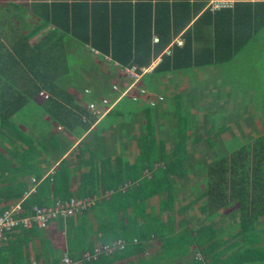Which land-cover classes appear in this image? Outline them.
<instances>
[{"label": "trees", "instance_id": "1", "mask_svg": "<svg viewBox=\"0 0 264 264\" xmlns=\"http://www.w3.org/2000/svg\"><path fill=\"white\" fill-rule=\"evenodd\" d=\"M157 1L153 8L152 3H140L142 10L138 9L133 19L129 14L126 15L121 23L116 15L114 17L117 21L113 18L110 21L107 14L109 8L117 7L119 3H85L84 18L79 25L74 19L70 24L66 14V23L58 22V0H54L49 3L45 15H37L40 20L37 19L34 26L35 29L42 30L45 26L54 27L31 47L26 46L29 45V36L23 34L26 29L21 26L16 28L12 24L16 18L19 22L23 21L21 9L25 8L11 4L10 7L13 5L16 8L12 14L10 9L7 16L0 12V36L8 43L7 46L0 41V124L5 120L9 122L13 115L29 104L30 97L42 89L48 92L43 106L48 109L58 108V113H46L72 134L77 133L78 129L87 130L97 121L88 107L77 104L73 98L72 102V96L65 88L66 83L58 82L72 70L68 68V64L71 65L73 61L70 57L72 52L65 50L67 35H60L61 27L66 26L78 40L91 43V51L93 47L98 49L101 58L107 55L110 65L113 62L119 67L135 65L143 76L142 85L147 84L149 91L154 90V76L222 63L238 54L236 51L226 53L213 50L212 47L201 49L194 46V39L198 36L195 32L200 29L199 25L211 20L214 14L205 9L188 24L207 0H174V3H169L168 0ZM97 11L100 12L99 18L104 20H93L92 13ZM90 15L94 31H89ZM261 22L264 23V16ZM80 26L84 33L79 29ZM184 29L182 44L174 42L166 53L165 49L171 39ZM126 31L128 35L134 32V40L145 49L135 48L136 45L134 49L131 46H120L119 41H125V37L120 34ZM152 31L159 35L158 41L153 45ZM131 39L129 37L127 45ZM245 42L246 38L240 37L235 48H240ZM21 47L27 48L22 50ZM157 56H160V61L149 72L143 71L151 66ZM21 63L39 79V83L32 86V89L31 85L25 87L15 83L16 75H22L17 73ZM106 79L105 77L103 80L104 84L94 86V89H98L103 85V96L108 95L107 88H104L108 84ZM84 95L88 93L84 92ZM155 95L162 98H156L154 104L147 102L144 108L147 124L140 137L144 146L132 162L118 157L115 169L109 159H101L89 165L91 158L84 162L88 165L83 164L74 169L73 177H78V184L73 185L72 173L65 170L64 162L61 161L58 175L45 177L37 187L22 185L17 190L18 186L12 183L10 191L7 187L0 188L1 209L20 202V216L32 215L35 205L51 207L56 202L71 198L86 199L87 204L89 203L82 211L53 218L45 227L33 223L29 228H14L0 242V264H32L29 249L33 251L34 264L41 263V260L44 264L49 260L54 262L63 251L75 259L86 251H92L99 243H111L117 239L125 240V247L110 255L142 252L150 240L157 239L160 241L156 256L160 259L157 260L158 263L173 264L181 261L182 264H264V128L258 129L259 125H255V104L250 102L248 106L245 105L242 115L229 114V121L232 122L230 130L233 133L241 125L249 130L248 135L243 134V142L239 147L224 150L222 155L212 158L205 166L197 167L189 149L206 148L187 147L184 135L175 136L167 146L165 138L154 130L150 109L162 102L165 96L157 92ZM96 96L94 90L92 97ZM68 101L72 103H68L71 107L66 105ZM112 113L113 108L105 115ZM206 117L204 119L208 122ZM224 123L221 122V125ZM252 127L253 130L250 131ZM203 131L201 132L206 134L207 130ZM203 133L199 138L189 135V139H195L196 144H206V135ZM198 134L201 135L199 132ZM151 149L153 152H150ZM209 151H204L203 156L209 157L212 153ZM0 160L8 162L1 153ZM3 170L0 166V184L5 181ZM106 173H110L111 178H107ZM200 186L202 190L195 192ZM186 191L197 193L193 196L194 201L182 198ZM157 194L158 209L153 206L146 210V200ZM3 200L11 203L2 204ZM199 200V206L194 211L190 210ZM128 208L131 210L128 211ZM177 220L180 227L175 230ZM188 221L191 225H188ZM197 255L201 257L198 258ZM104 256L106 254H101L96 259ZM183 257L186 258L182 260ZM96 259L83 260L82 264L94 263ZM144 263L151 264L152 258L149 257Z\"/></svg>", "mask_w": 264, "mask_h": 264}, {"label": "crops", "instance_id": "2", "mask_svg": "<svg viewBox=\"0 0 264 264\" xmlns=\"http://www.w3.org/2000/svg\"><path fill=\"white\" fill-rule=\"evenodd\" d=\"M52 1L54 2V0H0V5H3V7H0V12L6 14L7 16L9 15L10 9L12 10V14L13 11L16 10V8L13 6V8L10 7L9 5L11 4L21 5L25 8L21 9L24 15L22 19L23 21L19 22V20H16L17 18L14 21V19L12 18V24L16 28H18V26H21L26 29L24 30L25 33L23 32L24 35L27 34L29 36V45L26 44V46L31 47L34 46L42 37L47 34L48 31L52 30V28L54 27L47 26L49 27L48 29L45 26L43 30L38 28L35 29L34 27L37 19L40 20L37 15H40L41 13L45 15V11L47 12L49 3H51ZM97 1L111 3V5L116 4V2L119 3L117 7L112 6L107 11L108 19L111 21V19L113 18L115 22L118 19L119 23L123 22L124 17L128 14L133 19L137 10H142L143 8L142 6H140V3H152L151 6L153 8L154 3L158 2L157 0H58V22H63V24L66 23L64 19L67 17V20L68 22H70V24L74 19L75 22L77 21V23L81 25L80 23H82L81 21H83L85 14L84 4L87 3L92 5ZM168 2L174 3V0H168ZM216 2H225L228 5L220 8H214L213 4ZM126 3H129L130 5L128 6V4ZM6 4H8V7L6 6ZM77 4H80V6ZM114 7L116 8V10ZM4 9L6 11H3ZM205 9L211 10V12H213L212 15L214 14V16L211 19L212 21H203L204 23L199 25L200 29L195 32L198 36L194 39V46L198 48L202 49L204 47H212L213 50H218L221 52H239L240 50H243V47H248L251 43L253 44L254 42L258 41L259 39H256V36L259 33L264 35V23L261 22V19L264 16V0H207L205 5L200 8L198 13L192 17L191 22L188 25H190L198 16H200V14H202ZM89 14H91V10L89 11ZM92 15H94L93 20L96 22H98L100 19L104 20L103 18H99L100 12L98 11L94 14L92 13ZM114 15L117 16V19L114 17ZM88 20L91 27L89 31H91L93 30L91 26V23H93L91 15L88 16ZM79 29L84 33V29L82 28V26H80ZM59 31L60 35H67L65 37V50L72 52V54H70V57L73 59V61L71 65L68 64V68L70 67V69H76L77 71L72 75H65V79L58 80V82H62V80H64L63 82L66 83L65 88L71 94L72 102L74 99L76 103L78 102L77 104L87 107V103L89 101L98 99L103 96V94H101V88H103V85H101V88L99 87L98 89H94V86L98 83L104 84L103 80L105 79V77L107 78L105 81H108V84L104 88H107L108 96L110 97H113V93L110 90L111 83H116V81H118L120 82L118 84H124L125 82L129 81L127 77L121 76V74L123 73L121 72V68L117 65L116 62H113L110 65V58L107 55L102 56L101 58L99 50L96 48L94 49V47L93 51H91V43H87L85 41L83 42L78 40L76 37H73L72 32L69 31L66 26L61 27V30ZM184 31L185 29L181 30L175 37L171 39L170 43L165 49L166 53L167 51H169L167 49L174 42H177L178 45L182 44L184 40L182 33ZM87 35L90 34L87 33ZM134 35V32H132L131 35H128L127 31L124 32V34H120L121 37H125V41H119L121 42L120 46H131V48L134 49V46L136 45L135 48H139L141 50L145 49L143 45L134 40ZM129 37H131L132 39L129 45H127ZM156 37L159 39V35L152 31V45L158 41L154 40ZM240 37H245L246 42L245 44H242L240 48H235V46L238 45ZM120 40H122V38H120ZM0 41L6 43L8 46V43L4 37L0 36ZM260 44V47L264 46V39L261 40ZM27 47H21V49L24 50V48ZM260 47L258 49H260ZM77 52H84L85 57H81V60H79L78 56L75 55V53ZM72 59H69V61H71ZM160 59V56H157L156 59L152 61L151 66L145 71L149 72V70L154 67L160 61ZM232 59L233 58L224 62L232 61ZM66 60L68 61L67 56ZM222 63L219 62L208 64L203 66V68H209L212 65ZM57 65L58 62L56 61L55 66ZM33 68L35 67L33 66ZM115 68H117V71H120L121 74L114 73V76H112V71ZM18 72L22 73V75H16ZM79 72L81 73L80 80L83 81L82 88L81 86H79L81 85L79 84ZM183 72L184 71L168 72L160 76H154L152 81L154 84L153 93L157 92L165 95L162 102L158 103L156 106L150 109V114L153 116L152 124L154 130H156V132H159L161 136L165 138L167 146H169L172 141V136L168 134V124L165 119L169 95L173 94L175 95V97H177L179 94H186V96H188V99H202L201 102H203L213 100L214 98H212L211 95L216 92L215 86L211 84L209 81L210 79L208 80L206 79V77H204L205 81H203L204 84L202 85V87H190L189 84L192 82L190 81L189 76L184 77V75H178V73ZM187 72L188 70H186V73ZM17 73L15 74L17 77L15 79V83L17 84L25 85V87L27 85H31L30 89H32V86L34 87L37 83H39L38 77H34L32 72H30L27 66L23 63H21V65L18 67ZM120 78H123L122 83L121 81H119ZM142 78L143 76L141 75V82ZM85 89L90 90L89 92H86L88 93V95H84ZM94 90L95 94L97 95L96 97H92V94L94 96ZM40 92L48 93L46 89H42ZM40 92L32 95L30 97L29 104L24 106L19 113L13 115L9 122L8 120H5L0 124V153L4 155V157L9 162L4 163L0 160V166L4 168L3 177L5 179V181L0 184V188L3 187L4 189L5 187H7V189H9L10 191V189L12 188L10 187L12 183L18 186L17 190H19V187H22V185H27L26 187L28 188L37 187L40 181L45 177L52 174L58 175V167L61 161L64 162V166L66 168L65 170L71 171V173L77 166H81L83 164L93 165V163L100 161L101 159H109L112 168L117 169L119 162L118 157L127 158L132 162V160L136 158L137 154L140 153V148H143L144 145L142 143V140H140V137L145 128V125L147 124L146 111L144 110L147 102L144 99L136 103L135 101H132L128 98L124 100L122 98L117 99L118 101L116 102V104L128 100V104H133L134 108L136 109L131 112L129 110H126L127 108H125V112L119 119L121 127H119L115 123H104L103 125L99 126V123L106 116L104 114L100 117H96L97 121L94 122L87 130L81 131V129H78L77 133L72 134L62 124L56 122L52 117H50L48 113H46L52 111L58 113V108H45L43 106V102H45L46 99L43 94H40ZM192 93H194L193 97H191ZM176 94L178 95L176 96ZM229 99L230 94L227 92V97L223 100L227 101ZM218 100H220V98H218ZM222 102L223 101H221V103ZM68 103L70 102H66V105L68 107H71ZM212 108L214 107H211V109ZM110 109H112V105ZM137 127L139 128L137 129ZM121 132H123L128 138H126L123 133L121 134ZM186 141V146L190 148L208 147L207 143L191 144L192 141L189 139V136H186ZM91 158L92 161L90 163H84ZM106 174H108L107 178H111L112 175L110 173ZM143 174L146 175L145 173ZM148 175L150 174H147V176ZM77 178L75 179L72 173L71 180L72 183H75L73 185L78 184ZM195 195H197V193L186 191L185 193H183L182 198H184V200L188 199L194 201L195 199L193 196ZM200 201L201 200L196 201V203H199ZM6 203L9 204L11 202L4 200L2 201V204ZM145 206L146 210H150L153 206L157 210L159 206L158 194L148 198L145 202ZM130 210L131 208H128V211ZM177 222L179 223V221H175V230H178L180 227V224H178ZM188 225H191L189 221ZM154 241H158L159 243L157 249L153 246ZM159 249L160 241L157 239H152L149 241V243H147L144 251L142 252L126 254L121 253L115 255L109 254L96 259L95 262L91 264H146L144 262H146L149 257L152 258L151 264H163L158 263L160 259L156 257ZM149 251H152V253L146 255V253ZM65 254L68 255V253L63 251L59 259L54 262H51L49 260L46 264L58 263ZM46 256H48V251L46 252ZM81 256L75 259H80ZM29 260H31L32 264H34L35 257L31 249H29ZM39 264L44 263H42L41 260V263ZM173 264H182V262L177 261Z\"/></svg>", "mask_w": 264, "mask_h": 264}, {"label": "rangeland", "instance_id": "3", "mask_svg": "<svg viewBox=\"0 0 264 264\" xmlns=\"http://www.w3.org/2000/svg\"><path fill=\"white\" fill-rule=\"evenodd\" d=\"M222 3L225 4V2ZM6 6L8 7V4H6ZM256 39L259 40L253 44L251 43L248 47H243V50H240L238 54L233 57L232 61L212 65L209 68L201 67L190 69L187 73L186 71L183 73H178V75H184V77L189 76V79L192 82L189 85L192 88H196L198 86L202 87L204 84L203 81H205L204 77H206L208 80L210 79V83L216 88V92L213 94L211 93L212 98H214L211 101L201 102L202 99H188L186 94H176V96L178 95L177 97H175L173 94H170L168 97V107L166 109L165 119L168 124V134L172 136V138H175V136L177 137L178 135H184L187 137L191 135L192 138H199V136H202L201 133L204 132L203 129L207 130L206 134L203 133V135H206L205 140L207 145H210V148L189 149L193 155L192 161L197 167L205 166L212 158L222 155L224 150L228 151L238 148L243 142V134L248 135L249 130L248 128H244V125L237 127L235 133L230 130L232 129V122L229 121L231 119L229 115L230 113H239L242 115L244 113V109L242 108L245 105L248 106L250 102H252L255 104V125H259L258 129L264 128V46L260 47V42L264 39V35L259 33L256 36ZM259 47L260 49H258ZM75 55L78 56V59L85 57L84 52H77ZM114 70L112 71V76H114V73L121 74L120 71H117V68ZM121 72L123 73L121 74L122 77H128L123 72V70H121ZM74 73L76 72L74 69H72L71 71H68L66 75H72ZM80 78L81 73L79 72V84H81L79 86L82 88L83 81H81ZM61 79H65V77L63 76ZM63 81L64 80H62V82ZM119 81L122 83L123 78H120ZM129 82L130 78L129 81L125 82L124 84H128ZM118 83L120 82L116 81V83L113 82L111 85L115 84L119 87ZM140 84L142 83L139 80L137 85ZM145 87L147 90V95H151L153 91L148 90L147 84ZM227 92L230 94V99L225 101L223 99L227 97ZM191 95V97H193L194 93ZM115 98L116 96H113L112 99V108L115 107L113 108V113L106 115L99 123V126L103 125L104 123H115L121 127L119 119L125 112V108L131 112L136 110L133 104H128V100L125 101L126 103L121 102L116 104L118 100H115ZM120 98L123 100L128 98L134 101L129 95H123ZM218 98H220V100H218ZM143 99L146 100L144 97L142 100ZM221 101L223 102L221 103ZM211 107L214 108L211 109ZM204 116L208 119V122L205 121ZM221 122L225 123L221 125ZM138 128L139 127H137V129ZM252 130L253 127L250 131ZM198 132L201 135H199ZM122 133L123 132H121V134ZM123 135L126 137L124 133ZM219 138H222V140L219 141ZM191 141L192 143H196L195 139H192ZM145 148L146 147H144V149ZM208 150H210L209 152H212L211 155L209 157L208 155L203 156V152ZM150 152H153V150L151 149ZM199 174L201 173L199 172ZM200 190H202L201 186L195 192H199ZM199 203L194 204L190 210L196 209L199 206ZM233 240L234 238L231 239L230 242ZM158 244V241H154L153 246L157 249ZM150 253H152V251L147 252L146 255H149ZM197 257L200 258L201 255H197ZM185 258L186 257H183L182 260Z\"/></svg>", "mask_w": 264, "mask_h": 264}, {"label": "built area", "instance_id": "4", "mask_svg": "<svg viewBox=\"0 0 264 264\" xmlns=\"http://www.w3.org/2000/svg\"><path fill=\"white\" fill-rule=\"evenodd\" d=\"M228 4H223L222 2H216L213 4L214 8H220L227 6ZM155 41L158 40L156 37ZM121 70L130 78L128 84H119V87L115 84L111 85V91L113 96H116L115 100L119 99L123 95H129L133 100H142L146 98V102L150 104L155 103V99H161V96H156L155 93L147 95L146 87L142 84L137 85L140 80L141 73L137 71L135 65L131 66H120ZM146 69H143L145 71ZM89 89H85V92H89ZM46 98L47 93L40 92ZM113 97L101 96L95 101H89L87 107L89 111L95 117H100L104 115L112 105ZM89 204V203H88ZM86 199H69L64 202H56L55 205L51 207L37 206L33 207V214L30 216H20L22 211L20 202L10 205L7 208L1 209L0 205V242L6 239L7 233L12 231L18 226H23L29 228L35 223L39 227H45L50 220L56 218L57 216H67L73 214L77 211H82L88 205ZM126 241L123 239H117L111 243H99L96 245L92 251H86L82 254L80 259H72L67 254L63 255L62 259L56 264H80L83 260L96 259L101 254L109 255L117 249H123L125 247Z\"/></svg>", "mask_w": 264, "mask_h": 264}]
</instances>
